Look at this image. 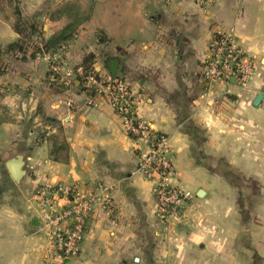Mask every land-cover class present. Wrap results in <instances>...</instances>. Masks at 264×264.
<instances>
[{
  "label": "crops",
  "instance_id": "crops-1",
  "mask_svg": "<svg viewBox=\"0 0 264 264\" xmlns=\"http://www.w3.org/2000/svg\"><path fill=\"white\" fill-rule=\"evenodd\" d=\"M20 1L44 39L72 22L67 7L87 16L65 48L69 66L94 54L110 75L118 60L115 77L142 95L137 119L166 138L171 184L193 197L179 222L159 220L152 183L136 171L146 141L106 101L89 103L77 76L57 92L44 58L10 60L0 75V264H45L33 195L63 186L92 199L79 253L64 264H264V96L253 105L264 87V0ZM12 23L0 12V49L18 38ZM230 29L252 59L244 85L202 76L212 36ZM20 153L16 184L5 161Z\"/></svg>",
  "mask_w": 264,
  "mask_h": 264
},
{
  "label": "built area",
  "instance_id": "built-area-1",
  "mask_svg": "<svg viewBox=\"0 0 264 264\" xmlns=\"http://www.w3.org/2000/svg\"><path fill=\"white\" fill-rule=\"evenodd\" d=\"M51 81H57L67 90L76 76L82 78V92L88 97L94 91L106 101L122 120L125 131L131 136L146 141L149 150L143 155L136 171L152 183V194L156 203V215L165 223H177L183 217L187 202L193 194L179 186L171 184L173 167L168 156L166 138L154 132L148 125L136 117L137 104L142 101L140 93L133 92L125 80L109 74H84L81 68L69 66L65 49L59 48L53 53H43ZM252 59L237 45L233 30L214 34L208 46L203 78L209 82L227 83L235 81L240 85L253 74ZM97 103V102H95ZM40 218L41 231L45 236V264H64L75 258L86 231L87 220L91 213L90 195L77 191L73 186L41 187L33 195Z\"/></svg>",
  "mask_w": 264,
  "mask_h": 264
},
{
  "label": "trees",
  "instance_id": "trees-1",
  "mask_svg": "<svg viewBox=\"0 0 264 264\" xmlns=\"http://www.w3.org/2000/svg\"><path fill=\"white\" fill-rule=\"evenodd\" d=\"M71 14L72 22L69 23L60 33L51 36L48 39H44L42 26L39 23L33 22L23 16L20 0H0V12L8 10L13 16L12 29L18 35L17 40L13 44L7 45L5 48L0 49V75L4 74L6 69L10 66V60L20 59L22 61L29 59H36L43 53H53L59 48L65 49L69 40L72 38L76 28L87 19V16L79 15V12H75L73 8L67 7ZM64 11V10H62ZM102 41V39H101ZM94 54H87L83 57L79 67L83 70L84 74H96L94 66ZM110 57L104 60V66H107ZM53 74L47 71V76L50 77ZM143 76V74H141ZM53 78H58L57 75H53ZM117 79L122 80V75H117ZM79 86L82 87V78L77 76ZM49 86L57 92H63L67 90V87L58 83L57 81H50ZM97 94L94 91H90L88 97L94 98ZM136 138L134 135H131Z\"/></svg>",
  "mask_w": 264,
  "mask_h": 264
},
{
  "label": "water",
  "instance_id": "water-1",
  "mask_svg": "<svg viewBox=\"0 0 264 264\" xmlns=\"http://www.w3.org/2000/svg\"><path fill=\"white\" fill-rule=\"evenodd\" d=\"M117 65H118V60H111L108 63V67L110 69V75L112 77H115L116 75ZM263 96H264V87L260 90V92L255 97L253 101V105L257 106L262 100ZM47 120L51 122H57L52 117H48ZM24 165H25L24 154L22 153L14 155L13 157L5 161V167L8 173L10 174L11 178L16 184H20L22 178L25 175Z\"/></svg>",
  "mask_w": 264,
  "mask_h": 264
},
{
  "label": "rangeland",
  "instance_id": "rangeland-1",
  "mask_svg": "<svg viewBox=\"0 0 264 264\" xmlns=\"http://www.w3.org/2000/svg\"><path fill=\"white\" fill-rule=\"evenodd\" d=\"M36 205V204H35Z\"/></svg>",
  "mask_w": 264,
  "mask_h": 264
}]
</instances>
